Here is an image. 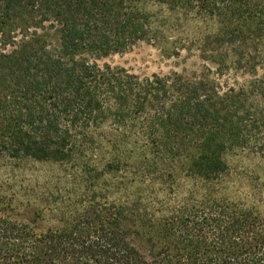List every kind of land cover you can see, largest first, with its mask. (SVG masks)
I'll return each mask as SVG.
<instances>
[{"label": "trees", "instance_id": "trees-1", "mask_svg": "<svg viewBox=\"0 0 264 264\" xmlns=\"http://www.w3.org/2000/svg\"><path fill=\"white\" fill-rule=\"evenodd\" d=\"M144 42L204 63L102 62ZM9 161L59 173L0 177V264H264V0H0Z\"/></svg>", "mask_w": 264, "mask_h": 264}, {"label": "rangeland", "instance_id": "rangeland-1", "mask_svg": "<svg viewBox=\"0 0 264 264\" xmlns=\"http://www.w3.org/2000/svg\"><path fill=\"white\" fill-rule=\"evenodd\" d=\"M113 65L127 68L131 72L146 76L153 73H169L179 71L186 74L200 71L203 61L197 56H188L186 53L182 57H168L162 49L149 43H140L134 49L123 54L112 55L102 60ZM228 161L233 170L239 173L252 171L257 163L255 158H248L244 155L231 154ZM7 162V161H5ZM9 163L17 164L15 170L8 174L6 170L0 169V177H16L17 179H27L34 181H45L53 174L59 173L56 166L38 163L34 161H22ZM190 186H187L184 195H188Z\"/></svg>", "mask_w": 264, "mask_h": 264}]
</instances>
